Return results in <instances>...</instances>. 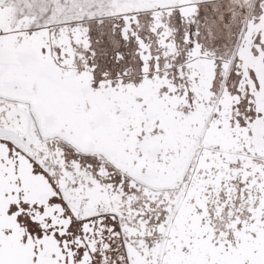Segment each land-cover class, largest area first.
<instances>
[{
  "label": "snow or ice",
  "instance_id": "snow-or-ice-1",
  "mask_svg": "<svg viewBox=\"0 0 264 264\" xmlns=\"http://www.w3.org/2000/svg\"><path fill=\"white\" fill-rule=\"evenodd\" d=\"M0 264H264V0H0Z\"/></svg>",
  "mask_w": 264,
  "mask_h": 264
}]
</instances>
